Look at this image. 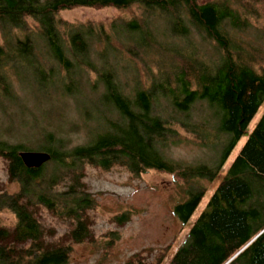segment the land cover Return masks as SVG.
<instances>
[{
  "label": "trees",
  "instance_id": "1",
  "mask_svg": "<svg viewBox=\"0 0 264 264\" xmlns=\"http://www.w3.org/2000/svg\"><path fill=\"white\" fill-rule=\"evenodd\" d=\"M257 2L0 0V98H17L11 71L21 84L28 85L35 96L34 105L42 109L44 116L47 111L44 112L42 98L50 89L62 87L66 92L65 87L74 85V68L88 67L104 83L98 103H104L117 115L113 119L101 114L96 126L89 128L88 141L71 147L64 145L63 139L53 145L48 140L53 134L41 132L48 134L39 140L42 151H47L50 158L39 166L23 163L20 151L25 149L24 143L0 135V156L6 164L7 179L18 183L13 192L0 183V210L8 208L16 217L13 225L0 223V264H65L73 243L95 240L90 213L95 194L82 179L85 164L104 169L120 164L135 174L148 169L172 174L186 186V196L172 207L182 224L203 203L207 188L199 180L220 177L167 264H264V111L250 128L264 103V22L255 6ZM134 3L141 12L149 13L148 18H161L166 24L165 34L168 29L175 38L186 42L196 31L209 55L198 56L187 46L169 53L172 64L166 68L159 53L160 65L156 67L162 76L136 88L129 96L105 66L99 70L94 64L87 66L92 40L98 37L108 46L112 41L110 30L102 24L97 28L87 23L63 32L56 13L74 6L125 8ZM27 17L33 18L39 28L27 27ZM125 23L130 30L144 29L143 15ZM18 29L24 30L23 34ZM146 32L147 36L142 35L153 46L163 43L152 37L148 27ZM40 45L45 46L43 54L53 60L54 66L39 59ZM127 74L131 75L130 71L124 75ZM155 97L168 100L173 113L168 117L188 111L196 101L206 103L201 119L206 125L180 120V126L201 136L210 132L219 140L221 153L215 163L184 164L165 154L163 148L179 135L175 126L179 121L154 112ZM23 108L22 112L28 110L26 104ZM15 118L9 120L8 128H12L10 123ZM208 124L211 127L207 128ZM243 136L245 140L221 173L222 165ZM40 207L66 223L61 234L57 236L56 228L41 220ZM127 215L125 212V218ZM121 264L150 263L134 253Z\"/></svg>",
  "mask_w": 264,
  "mask_h": 264
},
{
  "label": "rangeland",
  "instance_id": "2",
  "mask_svg": "<svg viewBox=\"0 0 264 264\" xmlns=\"http://www.w3.org/2000/svg\"><path fill=\"white\" fill-rule=\"evenodd\" d=\"M257 1L255 6L263 18L261 22H264V1ZM147 14L149 13L141 12V7L134 3L125 8L74 6L61 9L56 13V17L59 28L63 32L74 25L84 27L87 23L97 28L102 24L106 30H110L109 35L112 41L108 43V46L105 47L106 43L99 41L98 37L92 40V45L87 52L89 60L87 66L94 64L97 70L105 66L115 79L113 80L119 83L122 92L133 96L136 88L147 85L149 81L162 76L159 71L157 73L156 67L160 65L157 61L159 53L162 55L166 68L172 64L169 53L187 46L198 56L207 58L209 55L208 49H204L199 40L202 38L196 34V31H192V39L186 41L187 44L184 40L175 38L177 36L171 34L168 29L165 34L166 24L163 20L157 16L148 18ZM141 15L144 20V25H141L144 29L140 27L137 30H130L125 21L141 17ZM25 21L27 27L39 28L33 18L27 17ZM147 27L152 37L162 41V44L153 46L151 42H147L143 36H147ZM23 31L17 30L19 34H23ZM34 33L38 36L39 32L36 30ZM2 42L3 31L0 29V44ZM38 48L41 52L39 59L42 63L52 65L53 60L43 54L45 46L40 45ZM59 71H61L60 67ZM128 71L131 75L125 76L124 74ZM9 75L17 98L15 100L0 98V135L8 140L24 143L26 147L23 150L41 151L42 141L39 139H42L43 135H48L44 134L47 132L53 134L52 139L48 138L53 145H59L60 139L64 140L63 144L67 147L84 144L89 139V128L96 126L101 114L113 119L117 116L110 107H106L104 103L102 105V102L98 103L104 83L102 79H96V73L88 67L74 68V85L65 87L66 92L62 90V87L53 86L50 89L51 91L45 98H42L44 112L47 111L44 116L40 113L42 109L34 105L35 96L29 91L28 85L21 84L11 71ZM193 85L195 86L194 83ZM25 104L28 110L22 112ZM152 105L153 111L163 117L173 114L165 97H155ZM205 108V102L196 101L188 111L178 112L173 117H168L170 121H179L175 124L179 133L178 137L175 135V141L163 148L170 159L184 164L205 163L207 165L218 160L221 153L220 145L214 135L206 132L201 136L198 132H192L180 126V120L206 125L201 120L205 116ZM263 111L264 103L252 119L250 128ZM21 114L22 117H20ZM15 116L17 118L10 123L12 126L10 129L8 128L9 120ZM209 127H211L210 124L207 128ZM43 131L44 133L41 134ZM245 138L243 136L239 140L229 158L222 165L221 173L225 172ZM219 178L199 180L207 188L203 203L197 207L191 219L186 224H182L173 214L172 207L175 202L184 199L186 186L180 179L176 180L172 174L156 169H148L135 174L120 164H113L107 169L85 164L82 179L88 184L90 191L95 194V204L90 213L96 238L92 242L73 243L70 258L65 264H96L97 262L121 264L134 253L141 254L150 264H167ZM0 183L8 192H13L18 188L17 182L8 181L6 164L1 156ZM60 187L59 185L58 188ZM40 211L41 220L55 227L57 236L64 231L66 223L62 219L52 215L44 207H40ZM125 212L128 214L126 218ZM15 221L14 213L8 208L0 210V223L13 225Z\"/></svg>",
  "mask_w": 264,
  "mask_h": 264
},
{
  "label": "water",
  "instance_id": "3",
  "mask_svg": "<svg viewBox=\"0 0 264 264\" xmlns=\"http://www.w3.org/2000/svg\"><path fill=\"white\" fill-rule=\"evenodd\" d=\"M20 156L23 163L27 166H39L50 158V154L42 150H21Z\"/></svg>",
  "mask_w": 264,
  "mask_h": 264
}]
</instances>
